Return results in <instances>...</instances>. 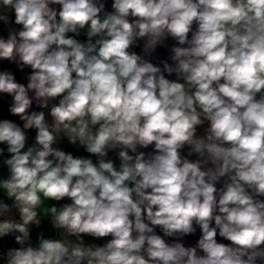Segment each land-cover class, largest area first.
<instances>
[{
    "label": "clouds",
    "instance_id": "obj_1",
    "mask_svg": "<svg viewBox=\"0 0 264 264\" xmlns=\"http://www.w3.org/2000/svg\"><path fill=\"white\" fill-rule=\"evenodd\" d=\"M107 4L0 0V264H264V0Z\"/></svg>",
    "mask_w": 264,
    "mask_h": 264
},
{
    "label": "crops",
    "instance_id": "obj_2",
    "mask_svg": "<svg viewBox=\"0 0 264 264\" xmlns=\"http://www.w3.org/2000/svg\"><path fill=\"white\" fill-rule=\"evenodd\" d=\"M107 8H108V10H111V0H108ZM0 31H2L3 35H5V36L7 35V31L3 29L2 25H0ZM77 38L80 39L81 41L86 40V37L83 34V32ZM140 43L142 46V42H140ZM174 43L175 42L171 38H169L166 41V46H158L156 52H154L152 54V56L149 57V59L157 65H160V61L165 60V59H168L169 62L171 63V61H170V55H171L170 48ZM133 50L140 53L141 47H136ZM160 66L162 67V65H160ZM3 69L11 70L14 73V75L16 76L17 82L24 83L25 85L27 84L26 77L28 74H30V71H31L30 69L25 68L24 71L21 72L17 69L15 64H10L7 61L0 62V70H3ZM165 75L167 76L166 73H165ZM168 78L169 79H175L176 77H175V75H173V76H170ZM32 95H34V93H30V96H32ZM54 102L58 103V100L54 101ZM10 103H11V97L10 96H8L7 94H0V119H3V118L11 119L14 122L21 124V126H22L23 122L20 121L18 117L12 116L9 113L8 108H9ZM32 110H37V111L41 110V109L37 108L35 101L33 102ZM45 111H46V116H47L49 122H51V117L48 115V110H45ZM206 126L207 125H205L204 127H206ZM198 134H203V128L202 127L198 129ZM28 136H29L28 145H31L32 143H34L35 130H28ZM54 146L58 147L62 150H65L67 152H71L74 156H85V157L90 156V154H88L84 150L83 147H79L78 145L69 144V142L67 141L66 138H61L59 140V142ZM149 150H151V149H149ZM187 150H188L187 148L184 149V154H187ZM91 158L93 159L94 162L96 161V157L92 156ZM108 158L113 159L115 161V163L117 164V166L119 165V160H118V158L114 152L110 151ZM190 159H196V156L194 155L193 157H190ZM217 186L219 187L220 185L218 184ZM64 202H70V201H64ZM43 227H44L46 235H48V236L53 235V231H52L48 221H44ZM156 230H157L158 234H162V233H160L159 228H157ZM36 231H38V230L34 229L35 235H36ZM199 235H200V232H199V228L197 226V233L193 236L185 237L184 243L186 245H194L196 240L198 239ZM86 239L90 240L91 238H86ZM168 239L171 240L172 238H168ZM218 241L228 243L227 241H224L223 238H220V237H218ZM96 242L97 243H103L104 241L101 240V241H96Z\"/></svg>",
    "mask_w": 264,
    "mask_h": 264
},
{
    "label": "built area",
    "instance_id": "obj_3",
    "mask_svg": "<svg viewBox=\"0 0 264 264\" xmlns=\"http://www.w3.org/2000/svg\"><path fill=\"white\" fill-rule=\"evenodd\" d=\"M33 236H35L34 230H33ZM9 243H11V241H9Z\"/></svg>",
    "mask_w": 264,
    "mask_h": 264
}]
</instances>
